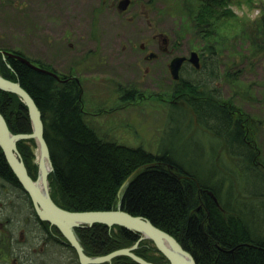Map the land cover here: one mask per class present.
<instances>
[{"label":"rangeland","instance_id":"1","mask_svg":"<svg viewBox=\"0 0 264 264\" xmlns=\"http://www.w3.org/2000/svg\"><path fill=\"white\" fill-rule=\"evenodd\" d=\"M120 1L0 0V46L47 61L61 76L78 77L85 121L101 137L154 154L169 153L204 177L215 164L226 187L233 184V191L228 190L249 202V190L260 192L262 181L241 173L239 159L201 126L191 105L168 102L174 98L169 62L174 56L202 51L211 42L195 36L188 7H196L197 0H131L125 11L117 8ZM250 1L232 5L237 18L218 24L217 53H209L199 70L186 66L181 77L218 89L223 103L239 112L235 117L241 114L255 127L252 142L260 151L257 162L264 163V46L257 47L243 35L239 21L260 16L256 3L261 7L264 0ZM165 45L167 52L161 49ZM151 52L158 58L148 59ZM215 60L221 71L211 79L209 68ZM223 72L231 78L226 80ZM133 88L138 94L130 99ZM143 96L150 99L137 102ZM36 146L38 178L41 155ZM20 195L21 189L0 177V264H14V258L18 264H70L68 248L40 238L36 217L21 204ZM254 202L264 203V195ZM254 227L264 234L258 215Z\"/></svg>","mask_w":264,"mask_h":264},{"label":"trees","instance_id":"2","mask_svg":"<svg viewBox=\"0 0 264 264\" xmlns=\"http://www.w3.org/2000/svg\"><path fill=\"white\" fill-rule=\"evenodd\" d=\"M236 1L197 0L196 7H188L195 36L211 41L200 51L203 56L201 68L204 58L218 51L214 46L218 24L237 18L232 8ZM253 3L256 2L253 0ZM257 6L260 16L239 21L245 32L243 35L262 48L264 4L259 7L256 3ZM3 51L19 55L47 71L59 72L47 61L33 59L23 50L0 46V75L19 82L42 112L44 136L53 165L48 177L50 194L59 207L77 212L120 208L134 216H142L175 237L197 264H264V234L260 235L256 227L253 228L256 215L264 223V203L254 202L259 195H264V169L261 168L264 163L257 162L260 151L252 142L256 129L241 114L235 117L232 104L223 103L218 89L207 88L206 82L181 78L174 81L170 94L178 96L185 106H192L201 126L212 133L219 146H225L239 159L243 175L249 174L262 181L260 192L249 190V202L240 200L234 192L232 194L233 184L226 187V181L218 177L215 164L211 165L206 178L197 169H186L169 153L154 154L143 147L133 148L101 137L85 121L83 89L78 77L58 74L57 79L20 59L5 56ZM216 63L215 60L209 68L211 79H216L221 71ZM223 75L226 80L231 78L227 73L223 72ZM137 94L138 90L136 93L133 88L129 98L133 99ZM0 113L13 134L33 131L28 107L17 94L0 89ZM17 147L30 176L36 180L35 140H20ZM0 177L25 193L1 147ZM33 215L42 230L40 238L62 250L68 248L72 256L70 264H80L76 251L59 229L41 221L34 207ZM75 233L89 257L105 256L133 247L138 242L134 249L137 256L154 264L169 263L151 240H140L141 233L122 226L94 224L76 228ZM99 264L139 263L129 256H117Z\"/></svg>","mask_w":264,"mask_h":264},{"label":"water","instance_id":"3","mask_svg":"<svg viewBox=\"0 0 264 264\" xmlns=\"http://www.w3.org/2000/svg\"><path fill=\"white\" fill-rule=\"evenodd\" d=\"M131 0H121L117 8L120 11L128 9ZM5 56L15 57L26 63L30 67L48 73L56 78L57 74L35 66L29 60L3 51ZM153 58V54L149 55L148 59ZM187 60L184 56L175 57L169 64L172 79L180 80V71ZM188 61L196 68H201L200 57L198 52L193 51L190 54ZM0 89L17 94L26 104L31 116L33 131L31 133L13 134L4 116L0 113V147L6 157V160L12 171L18 178L23 189L30 196L34 210L41 221L48 222L52 226L59 229L64 238L76 251L80 264H99L111 261L117 256H129L139 264H154L144 260L134 253L138 242L135 246L124 248L111 252L105 256L89 257L75 233V229L79 227H91L94 224H105L109 227L122 226L128 230L136 231L142 234V239L151 240L156 248L168 259V264H197L193 255L184 249L181 244L169 233L155 226L150 220L142 216H134L122 209L106 210V211H68L59 207L52 199L49 188V174L53 170L52 161L50 158V150L44 136V122L42 112L37 106L31 95L21 86L19 82H15L4 78L0 75ZM34 139L40 151L39 160V176L34 180L23 161L22 155L17 147L20 140ZM41 159H48L50 170L42 173ZM41 178L43 189L38 186V181ZM126 184V183H125ZM124 184V185H125ZM123 185V186H124ZM218 203L217 198L214 197Z\"/></svg>","mask_w":264,"mask_h":264},{"label":"flooded vegetation","instance_id":"4","mask_svg":"<svg viewBox=\"0 0 264 264\" xmlns=\"http://www.w3.org/2000/svg\"><path fill=\"white\" fill-rule=\"evenodd\" d=\"M118 6V5H117ZM163 41H164V44H167L168 43V39H166V38H164L163 39ZM161 49L164 51V52H167V49H168V46H161ZM193 51H191L190 52V54L192 53ZM198 52V54H199V57H200V63H201V65H203L202 63H203V56H202V53L200 52V51H197ZM151 54H153V58L152 59H155V58H158V54L157 53H155V52H151L150 53V55ZM179 56H184V57H186L187 58V60L184 62V64H183V66H182V68H181V71L183 70V69H185L186 68V66H188V67H191V66H193L189 61H188V59H189V57H190V55L189 56H187V55H183V54H181V55H177V56H174L173 57V59L175 58V57H179ZM172 59V60H173ZM171 60V61H172ZM170 61V62H171ZM170 62H169V64H170ZM169 64H168V67H169ZM194 67V66H193ZM195 68V67H194ZM169 71H170V69H169ZM181 71H180V79L182 78L181 77ZM170 75H171V73H170ZM172 77V76H171ZM57 79H59V77L57 78ZM63 81H65V79H62ZM175 81V80H174ZM178 82V81H177ZM126 92V91H125ZM128 94V93H127ZM143 94V93H142ZM148 99H150L149 97H145V96H143L142 98H138V100H137V102H141V101H145V100H148ZM127 100H130V99H128L127 98ZM159 100H162V101H167V99H159ZM168 102H170V103H175V104H177L178 102H180V100L178 99V96H176V97H174L173 99H169L168 100ZM115 110H117V109H115ZM239 112L238 111H236L235 110V112H233V114H238ZM249 143V142H248ZM17 188H19V189H21L20 187H17ZM22 190V189H21ZM25 191V190H24ZM20 200H21V204L23 205V206H25V207H30L31 208V210L33 211V203H32V200H31V198H30V196L27 194V192L25 191V193H23V195H20ZM21 237L22 238H24V236H23V232L21 233ZM250 246H251V244H250ZM0 249H2V248H0ZM13 263L14 264H18V262L16 261V259L14 258L13 260Z\"/></svg>","mask_w":264,"mask_h":264},{"label":"bare ground","instance_id":"5","mask_svg":"<svg viewBox=\"0 0 264 264\" xmlns=\"http://www.w3.org/2000/svg\"><path fill=\"white\" fill-rule=\"evenodd\" d=\"M41 170H42V173L48 172L50 170V163H49L48 159H41ZM38 186L41 189H43V183H42L41 178L38 181Z\"/></svg>","mask_w":264,"mask_h":264}]
</instances>
